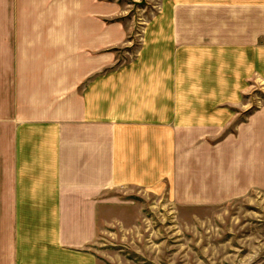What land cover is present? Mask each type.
<instances>
[{
    "label": "crops",
    "instance_id": "obj_1",
    "mask_svg": "<svg viewBox=\"0 0 264 264\" xmlns=\"http://www.w3.org/2000/svg\"><path fill=\"white\" fill-rule=\"evenodd\" d=\"M73 6L0 0V264H85L112 191L212 204L247 189V165L215 162L206 135L222 116L216 65L251 40L214 14L247 11L256 37L264 0H168L123 63L105 51L129 29Z\"/></svg>",
    "mask_w": 264,
    "mask_h": 264
},
{
    "label": "rangeland",
    "instance_id": "obj_2",
    "mask_svg": "<svg viewBox=\"0 0 264 264\" xmlns=\"http://www.w3.org/2000/svg\"><path fill=\"white\" fill-rule=\"evenodd\" d=\"M167 2L73 0V9L87 11L90 25L129 29L124 44L105 51L123 63L136 53L144 28L163 14ZM246 12L232 19L214 14L226 36L251 42L235 46L232 66L218 61L217 72L213 66L218 78L215 104L222 116L218 126L209 128L206 140L215 149V162L224 150L236 156L233 164L247 165V189L212 204L179 201L169 187L112 191L98 237L85 246L90 257L85 264H264V32L259 11L260 32L250 36L255 27L243 16Z\"/></svg>",
    "mask_w": 264,
    "mask_h": 264
}]
</instances>
